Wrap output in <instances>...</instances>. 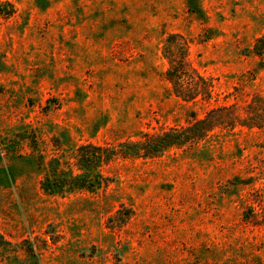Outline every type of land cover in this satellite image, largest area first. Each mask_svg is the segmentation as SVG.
<instances>
[{
	"label": "rangeland",
	"instance_id": "1",
	"mask_svg": "<svg viewBox=\"0 0 264 264\" xmlns=\"http://www.w3.org/2000/svg\"><path fill=\"white\" fill-rule=\"evenodd\" d=\"M169 34L208 95L174 94ZM254 94L264 0H0V264H264V120L238 121ZM231 104L200 139L116 154L96 192L40 188L39 155L72 162Z\"/></svg>",
	"mask_w": 264,
	"mask_h": 264
},
{
	"label": "trees",
	"instance_id": "2",
	"mask_svg": "<svg viewBox=\"0 0 264 264\" xmlns=\"http://www.w3.org/2000/svg\"><path fill=\"white\" fill-rule=\"evenodd\" d=\"M177 36V34H169L163 47V53L169 62L165 74L172 83L174 94L185 100L194 99L198 94L208 95L210 90L206 87L210 86L209 81L200 75H195L193 69L186 74L187 63L184 54L176 56L175 52L171 50L173 48L171 44L174 42L172 40ZM260 41L261 38L255 43V49ZM176 48L181 49L179 45ZM258 53L260 52L258 51ZM195 78L196 81L191 85L189 82ZM197 81L203 83L202 88L197 84ZM230 107H233V104L212 108L205 117L194 120L181 130H168L157 136L146 138L144 141L123 142L118 144L117 148L91 142L82 143L77 146L72 156V162L58 156L50 157L44 162L43 157L39 155V164L43 168L40 188L47 194L60 196L78 190L96 192L103 188L108 181L107 176L101 172V166L110 162L116 154L149 157L161 153L170 146L183 144L192 139H200L214 126L220 124L216 114ZM246 107L248 114L238 118L239 123L246 126H260L261 121L264 120V96L254 94ZM8 245L9 242L0 233V250Z\"/></svg>",
	"mask_w": 264,
	"mask_h": 264
}]
</instances>
